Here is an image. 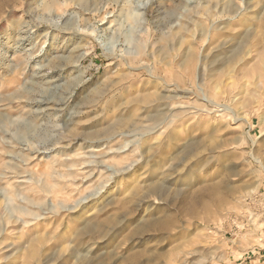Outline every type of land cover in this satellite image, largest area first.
Returning <instances> with one entry per match:
<instances>
[{
  "label": "rangeland",
  "instance_id": "rangeland-1",
  "mask_svg": "<svg viewBox=\"0 0 264 264\" xmlns=\"http://www.w3.org/2000/svg\"><path fill=\"white\" fill-rule=\"evenodd\" d=\"M0 264H264V0H0Z\"/></svg>",
  "mask_w": 264,
  "mask_h": 264
},
{
  "label": "bare ground",
  "instance_id": "bare-ground-1",
  "mask_svg": "<svg viewBox=\"0 0 264 264\" xmlns=\"http://www.w3.org/2000/svg\"><path fill=\"white\" fill-rule=\"evenodd\" d=\"M238 12V11H237ZM210 99V98H209ZM208 100V99H207ZM205 101V100H204ZM214 105V104H213ZM226 110V109H225ZM160 116V115H159ZM156 117H158V116H156ZM126 119V118H125ZM119 120V119H118ZM123 122H126V121H121V124L123 123ZM191 144H189L188 146H187V150H186V152L187 151H190L191 150V148H192V146H190ZM148 194L150 195V196H153L154 198H155V196H157V197H162L163 196V188L161 187V186H157V187H155V188H153L152 190H150L149 192H148ZM148 195V196H149ZM150 225H153V224H151V223H144L141 227H140V229H139V231L140 232H142V231H144V229L146 228V227H149ZM85 226H86V230L87 231H89V230H92L93 228H95V226H93V225H90V224H86L85 223Z\"/></svg>",
  "mask_w": 264,
  "mask_h": 264
}]
</instances>
